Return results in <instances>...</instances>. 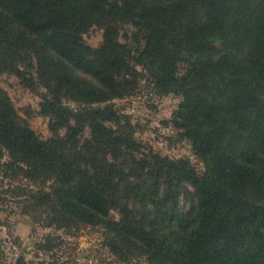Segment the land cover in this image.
Returning <instances> with one entry per match:
<instances>
[{"label": "trees", "instance_id": "16d2710c", "mask_svg": "<svg viewBox=\"0 0 264 264\" xmlns=\"http://www.w3.org/2000/svg\"><path fill=\"white\" fill-rule=\"evenodd\" d=\"M0 74L49 119L43 140L0 88V173L45 227H100L121 261L264 264V0H0ZM143 78L181 97L201 170L144 151L116 109Z\"/></svg>", "mask_w": 264, "mask_h": 264}, {"label": "rangeland", "instance_id": "374dc122", "mask_svg": "<svg viewBox=\"0 0 264 264\" xmlns=\"http://www.w3.org/2000/svg\"><path fill=\"white\" fill-rule=\"evenodd\" d=\"M126 26L121 35L130 32ZM102 30L92 28L84 39L91 47L102 42ZM0 88L11 99L18 114L24 118L38 137H50L47 117L39 114L41 97L20 83L17 77L0 74ZM42 91V90H41ZM181 97L161 95L143 78L139 88L123 99L114 100L116 109L129 117L134 126V136L142 143L144 151H151L170 159H189L201 170L203 165L193 155L191 145L173 126L172 115ZM76 107L72 102H67ZM24 181H10L0 173V264H16L22 258L25 264H146L143 257L121 261L104 246L100 227H81L68 233L55 227H45L37 213L26 207L24 197L17 196ZM32 188H35L32 186ZM116 217L115 213L111 214ZM51 238L52 248L41 249L39 243Z\"/></svg>", "mask_w": 264, "mask_h": 264}]
</instances>
